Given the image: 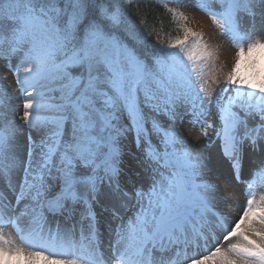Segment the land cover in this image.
I'll list each match as a JSON object with an SVG mask.
<instances>
[{
	"label": "snow or ice",
	"instance_id": "1",
	"mask_svg": "<svg viewBox=\"0 0 264 264\" xmlns=\"http://www.w3.org/2000/svg\"><path fill=\"white\" fill-rule=\"evenodd\" d=\"M171 3L176 35L153 40L125 0H0V58H19L23 97L19 120L0 99V225L20 234L0 228V264H264V196L232 219L218 182L264 175V0ZM179 6L236 46L222 79Z\"/></svg>",
	"mask_w": 264,
	"mask_h": 264
},
{
	"label": "rangeland",
	"instance_id": "2",
	"mask_svg": "<svg viewBox=\"0 0 264 264\" xmlns=\"http://www.w3.org/2000/svg\"><path fill=\"white\" fill-rule=\"evenodd\" d=\"M164 3H167L170 7H177V5L171 3V0H161ZM180 10L183 11L188 20L183 22L186 23L193 31L202 32L204 34L205 41L215 50V74L218 78L222 79L223 75L229 72L235 62V53L237 51L236 46L226 37H224L220 30L211 22L208 17V14L194 7L188 6H179ZM256 35L264 37V32H257ZM19 62L18 57H12L10 60L11 66H9V60L0 58V99H3L7 104V111L10 117L19 118L23 114V97L19 91L18 85L16 83V76L14 75V69ZM211 66L209 69H206V72H211ZM209 85L216 87L211 83L210 76L206 77ZM19 106V107H16ZM189 117H185L183 122H178V125L181 129L183 137L193 145L200 144L203 141L201 136V128L199 126H194L189 123ZM208 119L214 124L219 123L216 109L213 108L209 114ZM213 129H209L211 133ZM215 141L210 148V151L214 155H219V141L213 137ZM23 177V172H19L14 176V182L19 183ZM230 177H220L219 185L222 189L226 191L228 202L226 206V211L229 214V217L236 219L242 214V210L246 205V198L251 194L254 195L257 202L260 198L264 196V175H255L248 176L246 174V180L248 183L252 184L251 189L247 188L246 183H236L231 181ZM4 191L7 193V188H4ZM11 196V194H9ZM12 198V197H11ZM14 204V199H13ZM23 205H21L22 207ZM6 214L9 216V212L6 211ZM13 216L15 213L12 214ZM48 226L55 228L51 223L48 222ZM7 233V231H5ZM11 233V231H9ZM12 236L17 240L14 233H11Z\"/></svg>",
	"mask_w": 264,
	"mask_h": 264
},
{
	"label": "trees",
	"instance_id": "3",
	"mask_svg": "<svg viewBox=\"0 0 264 264\" xmlns=\"http://www.w3.org/2000/svg\"><path fill=\"white\" fill-rule=\"evenodd\" d=\"M127 10L139 21L144 19L148 30H153L151 39L155 40L156 34L160 33L161 38L167 40L168 34L176 35L175 24L170 13L158 1L155 0H132L131 4L125 0ZM139 9V11H138Z\"/></svg>",
	"mask_w": 264,
	"mask_h": 264
}]
</instances>
